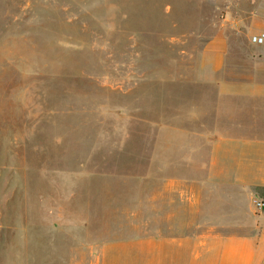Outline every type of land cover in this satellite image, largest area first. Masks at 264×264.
I'll list each match as a JSON object with an SVG mask.
<instances>
[{"label": "rangeland", "instance_id": "374dc122", "mask_svg": "<svg viewBox=\"0 0 264 264\" xmlns=\"http://www.w3.org/2000/svg\"><path fill=\"white\" fill-rule=\"evenodd\" d=\"M261 7L0 0V264H88L92 240L125 232L140 106L177 97L170 75L204 46L256 47Z\"/></svg>", "mask_w": 264, "mask_h": 264}, {"label": "crops", "instance_id": "0c3cea01", "mask_svg": "<svg viewBox=\"0 0 264 264\" xmlns=\"http://www.w3.org/2000/svg\"><path fill=\"white\" fill-rule=\"evenodd\" d=\"M222 43L170 75L177 97L140 106L138 141H123L138 183L116 204L138 211L91 241L88 264H264V44L236 56Z\"/></svg>", "mask_w": 264, "mask_h": 264}, {"label": "built area", "instance_id": "2783aa9c", "mask_svg": "<svg viewBox=\"0 0 264 264\" xmlns=\"http://www.w3.org/2000/svg\"><path fill=\"white\" fill-rule=\"evenodd\" d=\"M251 42L256 45L264 44V28L251 36ZM255 206L257 210H264V198L256 199Z\"/></svg>", "mask_w": 264, "mask_h": 264}]
</instances>
